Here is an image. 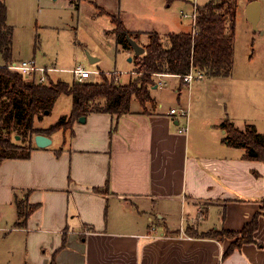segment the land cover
I'll return each mask as SVG.
<instances>
[{
  "label": "crops",
  "instance_id": "obj_1",
  "mask_svg": "<svg viewBox=\"0 0 264 264\" xmlns=\"http://www.w3.org/2000/svg\"><path fill=\"white\" fill-rule=\"evenodd\" d=\"M87 1L95 4L71 0L77 9ZM95 6V18L106 14L98 6L110 10ZM7 23L12 60H22L23 37L8 6ZM113 28L106 34L132 62L134 50L118 44ZM128 28L144 32L141 38L153 30ZM36 50L32 58L38 62ZM157 78L164 83L151 89L155 108L145 111L134 98L113 133L110 113L90 112L68 138L63 130L47 134L49 146L0 161V264H264V160L248 159L245 148L223 140L220 124L229 117L239 127L236 120L194 107L192 84L173 74ZM170 79H176L171 97L190 110L191 131L181 132L185 119L170 114L174 106L165 107ZM247 124L264 133L258 122ZM19 202L23 210L35 208L20 216ZM256 214L255 240L225 258L235 239L200 235L241 231Z\"/></svg>",
  "mask_w": 264,
  "mask_h": 264
},
{
  "label": "rangeland",
  "instance_id": "obj_2",
  "mask_svg": "<svg viewBox=\"0 0 264 264\" xmlns=\"http://www.w3.org/2000/svg\"><path fill=\"white\" fill-rule=\"evenodd\" d=\"M5 1L10 11V20L19 25V33L23 37V42L20 39L19 43L22 53L17 55L18 58H32L34 49H37L35 58L38 62L46 61L50 65L55 64L53 66L58 68V71L52 72L53 80L62 78L72 82L76 79L72 69L80 64L92 71L111 73L120 70L121 81H128L136 75L134 72L130 73L134 68V62L128 60L126 51L119 46L117 48L114 36L106 34V30L114 26L111 16L105 14L97 18L93 17L97 7L95 4L105 6L112 13L120 14L126 26L152 28L159 31L165 37V41H168L166 38L168 32L191 31L193 18L184 17L182 14L192 13L194 5L206 0H197V3L193 0H95V4L89 1L82 3L79 9L71 0ZM260 1H262L263 13L258 29H255L248 19L245 10L248 5L245 8L246 1H239L235 28V63L232 74L227 77L205 76L196 79L189 89H191L192 105L209 111L210 116L216 118L219 113L224 115L228 113L227 115L236 120L240 128L245 127L247 123L258 122L259 127L264 130V0ZM148 40L147 36H143L140 42L146 44ZM90 56L98 60L91 62ZM4 63L3 58L0 57V65ZM87 80L100 81L101 75L94 72ZM158 81L162 82L157 78V83ZM169 81L167 88L169 95L164 99L167 108L178 104L177 99L175 101V98L171 97L173 93L170 90L171 87L174 88L176 79ZM220 97L226 100L221 101ZM17 99L24 106L28 102L27 96L19 95ZM7 102L8 98H4L2 107H5ZM134 104L139 105V100L134 99ZM71 106V96H60L51 112L34 117V127L42 129L58 122L62 116L69 115ZM153 108L155 103L148 102L145 110ZM191 118L192 116L189 125L192 124ZM188 128L191 131L190 127ZM3 131L6 133L9 130L4 128ZM13 131L12 136L17 143L35 144L34 136L37 133L25 136L17 130L13 129ZM69 132L71 131L67 130L66 138ZM54 145H57V140Z\"/></svg>",
  "mask_w": 264,
  "mask_h": 264
},
{
  "label": "trees",
  "instance_id": "obj_3",
  "mask_svg": "<svg viewBox=\"0 0 264 264\" xmlns=\"http://www.w3.org/2000/svg\"><path fill=\"white\" fill-rule=\"evenodd\" d=\"M239 1L207 0L197 3L196 24L192 25L191 31L168 32V41L157 30L145 32L149 39L143 44L145 52L134 53L133 72L136 75L127 82H122L118 74L101 71L100 81L74 79L68 82L62 78L53 80L48 75V83H38L8 67L13 61V31L7 23V5L4 0H0V54L5 62L0 65V161L7 157L26 158L36 145L14 141L13 129L25 136L33 133L51 134L59 130L67 132L73 129L74 123L81 116H87L90 112H106L114 119L111 129L113 133L120 118L131 111L134 98L139 100L144 110L148 102L155 103L151 89L157 84V73L183 75L194 68L201 70L205 76H230L235 63V28ZM250 1L252 0H248ZM98 8L111 16L114 23L112 32L116 34L118 44L132 49L127 34L140 43L144 32L130 30L120 14L99 6ZM179 78L182 84L186 83L183 77ZM19 95L28 97L25 106L17 99ZM62 95L72 97L69 115L62 116L58 122L48 127L35 128L34 117L47 110L51 112ZM4 98H8V102L2 107ZM220 127L226 130L223 140L228 145L245 148L248 159L264 160V133L259 132L253 124H247L241 129L227 118ZM4 128L9 131L5 133ZM34 208L35 205H28L23 210L22 202L18 203L20 216H28ZM258 223L259 215L256 214L241 231L214 229L200 235L220 240L225 237L235 239L225 251V258L243 243L255 240L253 234Z\"/></svg>",
  "mask_w": 264,
  "mask_h": 264
},
{
  "label": "built area",
  "instance_id": "obj_4",
  "mask_svg": "<svg viewBox=\"0 0 264 264\" xmlns=\"http://www.w3.org/2000/svg\"><path fill=\"white\" fill-rule=\"evenodd\" d=\"M194 6L195 7L192 13L183 12L182 14L184 17L191 16L193 18V21H192L193 26L196 24L197 4ZM8 67L14 71H18L24 74L27 78L35 80L38 83H48L50 80L49 76L51 75V73L57 70V68L55 67H51L46 64L38 63L34 58L22 59L19 61L10 62V64H8ZM72 72L76 76L77 80L82 81L90 77L92 73L94 72L100 73L101 71L100 70L92 71L80 64V65H77L74 69H72ZM111 73H117L119 76L121 74L119 71H116V70L112 71ZM169 74L170 73H157V76L162 77L164 75H169ZM173 75H176V74H173ZM177 76L183 77L185 82L188 84H191L196 79H201L205 77L204 73L201 70L194 69V68H192L188 73H185L183 75H177ZM189 113H190V110L186 106L178 105L170 109V114L178 115L179 117H182L185 119V122L179 127V130L181 132H185L188 130V127H189L188 121H189V115H190Z\"/></svg>",
  "mask_w": 264,
  "mask_h": 264
},
{
  "label": "water",
  "instance_id": "obj_5",
  "mask_svg": "<svg viewBox=\"0 0 264 264\" xmlns=\"http://www.w3.org/2000/svg\"><path fill=\"white\" fill-rule=\"evenodd\" d=\"M246 11H247L249 21H251L253 23L255 29H258V23H259L260 17H261V2H260V0L250 1L247 5ZM127 39L129 41L132 49L134 50L135 54H142L145 52L144 45L139 43L131 35L127 34ZM131 59H132V57H131ZM95 60H97L96 57L90 56L91 62H93ZM157 85L158 84H155L154 86H157ZM46 113H49V111L47 110ZM79 121H82V122L86 121V116H81L79 118ZM34 141L38 147H47L52 143L53 140L49 135H47L45 133H37L34 136Z\"/></svg>",
  "mask_w": 264,
  "mask_h": 264
}]
</instances>
